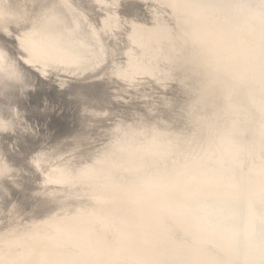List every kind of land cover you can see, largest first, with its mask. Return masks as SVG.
<instances>
[{"label":"clouds","instance_id":"9594fccd","mask_svg":"<svg viewBox=\"0 0 264 264\" xmlns=\"http://www.w3.org/2000/svg\"><path fill=\"white\" fill-rule=\"evenodd\" d=\"M158 2L118 9L135 15ZM173 2L164 83L190 97V131L162 133L120 165L73 179L69 192L92 215H57L23 248L0 235V264H264V0ZM21 68L42 79L38 66ZM12 171L0 164V181Z\"/></svg>","mask_w":264,"mask_h":264},{"label":"bare ground","instance_id":"6f19581e","mask_svg":"<svg viewBox=\"0 0 264 264\" xmlns=\"http://www.w3.org/2000/svg\"><path fill=\"white\" fill-rule=\"evenodd\" d=\"M25 2L28 7H22ZM118 3L119 0H89L86 8L81 0H0V21H4L0 23V32L7 35V29L11 28L21 30L22 35L32 34L28 45L48 61L47 67L82 70L88 66L86 69L92 73L100 70L96 76L85 78L83 71L58 82L59 87L100 90L96 96L74 93L69 99L68 108L73 111L68 136L56 138V132L49 134L44 146L29 145L25 154L19 149L10 160L0 149V164L13 170L3 179H11V186L19 196L8 212L10 216L14 212L13 224L12 218L3 216L0 203V235L13 248L42 239V229L57 215L81 209L82 216L85 212L91 216L92 206L83 197L69 192L71 181L87 180L102 165H120L135 152L155 144L160 134L174 133L175 124L182 119L180 109L190 97L175 83H164L165 79H171L172 69L162 50V43L169 39V30L175 26L177 5L173 0H159L134 15L120 11ZM92 5L102 16L93 14ZM146 17L154 23L142 22ZM101 28L105 33L112 31L108 38L112 44L107 54L103 52L102 60L92 61L94 48L86 34L90 33V38L98 36ZM6 49H0L5 66L0 71V94L7 100L26 102L27 95L14 97L12 87L5 83V78L21 80L15 60L20 57ZM9 67L14 71H9ZM140 76L157 81L134 84ZM44 91H52L51 82L46 81ZM34 106L29 104L23 112L30 114ZM78 117L85 118V122H78ZM0 121L13 133L12 124L1 115ZM22 173L26 176H18ZM3 220L6 223L2 224ZM242 222L241 217L237 226Z\"/></svg>","mask_w":264,"mask_h":264},{"label":"water","instance_id":"95a60500","mask_svg":"<svg viewBox=\"0 0 264 264\" xmlns=\"http://www.w3.org/2000/svg\"><path fill=\"white\" fill-rule=\"evenodd\" d=\"M26 3V2H25ZM27 6L22 3V7ZM19 12H22L20 9ZM129 13V12H127ZM4 22V21H0ZM10 24V23H9ZM10 26V25H9ZM8 27V26H7ZM100 25L97 24V28ZM112 31H110L111 33ZM105 33L102 28L100 29V33L98 36H94L90 38V33H87V38L90 41V44L94 48V59L92 61L102 60L103 52L107 54V51L110 49L112 44L111 39L109 40V34ZM95 38V39H94ZM94 39V40H93ZM19 51V49H17ZM15 58V56H14ZM16 60V66H18V70L21 74V80L17 81L14 78H5V83L12 87V94L14 97H17L21 94L27 95L26 102L8 99L0 94V115L2 118L6 119L13 126L12 131L0 133V149L2 150L5 157L10 160L15 152H18L19 149H22L23 153H26V149L29 145H33L35 148H40L46 144V140L48 135L54 134L56 132V138H61L68 136L71 132L70 129V115L73 110L68 108L69 99H71L74 93H81L90 96H96L99 93V89L94 90H78L76 87L67 85L61 87L62 85H58L60 78H73L74 76H78L80 72L86 71L83 73V76L86 78L87 75L89 77L96 76L99 73V69H96L97 72H91L87 70V67H84L82 70L70 69L59 66V68L50 69L47 67V76L43 73L39 72V76L42 79H35L32 76H29L26 72L22 70L20 67L21 58ZM92 64V63H90ZM94 65V64H92ZM91 65V66H92ZM90 66V67H91ZM95 68V66H93ZM88 73V74H87ZM72 74V75H71ZM6 75V74H5ZM82 75V74H81ZM3 77V75L1 74ZM47 82H51L52 91L45 93L44 88ZM157 79H152L150 76L136 78L134 84L137 83H145V82H155ZM45 93V94H44ZM56 97H60L64 102H59ZM46 100V101H45ZM29 103H28V102ZM34 103V111L30 114L23 112L24 108L29 104ZM74 105V104H73ZM187 104H184L185 107ZM180 109L179 115L182 119L175 124V132H188L190 129L187 127L186 121L183 118V112ZM16 112L17 116H13V113ZM76 117V116H75ZM81 118V117H80ZM78 117V122H85V118L80 120ZM25 127V131L23 129ZM54 127V130H52ZM18 176H26L24 173ZM11 179H3L0 184V203L3 207V216L7 218H12V224L15 223V217H13V211L11 216L9 215V208L15 201H19V196L16 191L11 186ZM2 185V188H1ZM17 208V207H16ZM18 211V210H16ZM22 213V212H21ZM7 221V220H6ZM6 221L3 220L2 224ZM22 221V219H21ZM7 225V224H6Z\"/></svg>","mask_w":264,"mask_h":264},{"label":"snow or ice","instance_id":"6c2138e0","mask_svg":"<svg viewBox=\"0 0 264 264\" xmlns=\"http://www.w3.org/2000/svg\"><path fill=\"white\" fill-rule=\"evenodd\" d=\"M32 39V34H21V30L13 31L11 28L7 29V35L0 32V45L9 49L13 55H18L21 58L20 67L31 65L32 67L38 66V71L47 76V60H43L37 54L35 47H30L28 41ZM35 43V42H33ZM19 45V51L18 49ZM5 70L3 58L0 57V71ZM9 71H14L9 67ZM39 167V165H37Z\"/></svg>","mask_w":264,"mask_h":264}]
</instances>
